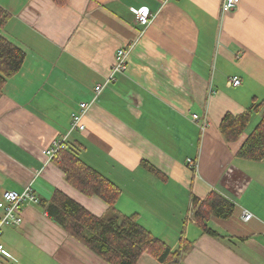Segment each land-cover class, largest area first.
Listing matches in <instances>:
<instances>
[{"label":"crops","instance_id":"1","mask_svg":"<svg viewBox=\"0 0 264 264\" xmlns=\"http://www.w3.org/2000/svg\"><path fill=\"white\" fill-rule=\"evenodd\" d=\"M222 2L0 0L10 15L0 33L25 54L0 96V201L28 185L41 202L58 189L104 217L107 205L67 184L43 154L66 137L86 165L121 190L117 213L137 215L172 251L191 243L179 264H264V159L237 157L264 112V0H240L224 16ZM137 8L154 17L147 27L135 22ZM129 45L127 71L94 100L117 49ZM232 77L239 86L228 85ZM91 102L85 129L69 134L79 104ZM253 105L261 108L243 134L225 142L222 117ZM213 192L234 211L225 220L210 217V235L193 217V198ZM43 209L23 204L22 224L2 228L0 264H108ZM137 262L159 264L147 253Z\"/></svg>","mask_w":264,"mask_h":264},{"label":"trees","instance_id":"2","mask_svg":"<svg viewBox=\"0 0 264 264\" xmlns=\"http://www.w3.org/2000/svg\"><path fill=\"white\" fill-rule=\"evenodd\" d=\"M52 1L63 5L67 0ZM9 19V13L0 7V29ZM24 59V52L0 33V96L6 81L19 72ZM260 108V105H253L237 115L226 113L219 123L222 139L227 143L237 140L249 124L251 115L259 112ZM67 144L66 142L65 147L50 160L56 163L67 184L86 197H97L102 200L113 215L106 219L97 217L58 189L48 201L39 200V205H44L43 210L46 215L70 238L84 245L108 264H138L137 261L144 253L150 255L159 264H179L191 243L181 241L178 249L172 251L136 222L137 215L123 216L117 213L115 204L121 190L109 179L86 165L76 151ZM237 157L263 161L264 112L261 113L257 125L242 142ZM146 166L156 172L150 166ZM193 206L194 219L201 230L210 235L213 232L207 227V220L210 217L225 220L230 218L234 211V205L230 201L214 192L202 201L193 198Z\"/></svg>","mask_w":264,"mask_h":264},{"label":"built area","instance_id":"3","mask_svg":"<svg viewBox=\"0 0 264 264\" xmlns=\"http://www.w3.org/2000/svg\"><path fill=\"white\" fill-rule=\"evenodd\" d=\"M162 3H165L167 0H161ZM240 0H223L221 6V14L227 15L231 14V12L238 6ZM131 12L134 16L135 22L138 25L147 27L151 21H153L154 17L149 13L146 8H137L131 9ZM133 45H129L126 49H117L115 53V62L111 73L107 76L105 82L103 84H98L94 88V100L98 97V95L103 91L104 88L108 86V84L114 80V75L117 73H124L127 71V56L131 51ZM240 84V79L238 77H232L228 81L229 86L237 87ZM91 103H80L79 110L77 113H74L71 117L69 134L72 132H82L85 127L83 124V118L86 116L89 111ZM193 121L199 120L197 115L192 116ZM205 121L200 125L201 129H204ZM66 137L54 141L52 146L43 151V154L50 160L53 158L57 152L65 147ZM188 167L193 168L194 165L191 161H188ZM23 204H32L39 205V199L33 192L30 185L26 186L21 193H17L15 191H5L2 196V201H0V235L3 227H18L22 224V215H21V207ZM46 214V213H45ZM244 221H249L252 217L250 213H245L243 215ZM2 251L0 248V255Z\"/></svg>","mask_w":264,"mask_h":264},{"label":"rangeland","instance_id":"4","mask_svg":"<svg viewBox=\"0 0 264 264\" xmlns=\"http://www.w3.org/2000/svg\"><path fill=\"white\" fill-rule=\"evenodd\" d=\"M255 119H258L257 115H253L252 120H251V124H252V122H253ZM251 124H250V126H251ZM250 126H249V127H250ZM249 127H248V128H249ZM112 215H113L112 212L109 210V211L105 212V214H104V218H105V219H106V218H109V217H111Z\"/></svg>","mask_w":264,"mask_h":264}]
</instances>
